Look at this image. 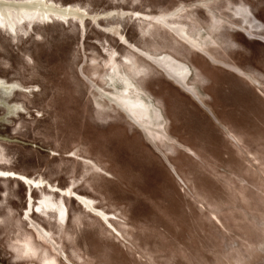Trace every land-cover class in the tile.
<instances>
[{
  "label": "rangeland",
  "instance_id": "obj_1",
  "mask_svg": "<svg viewBox=\"0 0 264 264\" xmlns=\"http://www.w3.org/2000/svg\"><path fill=\"white\" fill-rule=\"evenodd\" d=\"M0 264H264V0H0Z\"/></svg>",
  "mask_w": 264,
  "mask_h": 264
},
{
  "label": "bare ground",
  "instance_id": "obj_2",
  "mask_svg": "<svg viewBox=\"0 0 264 264\" xmlns=\"http://www.w3.org/2000/svg\"><path fill=\"white\" fill-rule=\"evenodd\" d=\"M27 4H31V5H34V4H36V1H30V2H27ZM49 4V6H52V7H56L58 10H60V11H62V12H64V13H68V12H70L71 10H73V7L72 6H67V7H61V6H59V5H56V4H54V3H52V2H49L48 3ZM35 7H36V5H35ZM2 13V12H1ZM8 19H9V17H8ZM160 63V62H159ZM170 67H168V68H170L172 71H176L177 69L175 68V67H173V66H171V65H169ZM174 66H176V65H174ZM179 70V69H178ZM183 71H181V69L179 70V72L178 73H182ZM177 80V79H176ZM132 89L130 88V86H128L127 84L124 86V88L122 89V95H124V97H123V100H125V99H135V98H133V97H131L132 95ZM125 104H127V107H131V108H133L132 106H131V103H130V101L128 102V101H126V102H124ZM160 129H163V128H161L160 127ZM24 180L26 181V182H30V180L29 179H27V178H24ZM32 181V180H31ZM32 183L33 184H37V183H35L34 181H32Z\"/></svg>",
  "mask_w": 264,
  "mask_h": 264
},
{
  "label": "water",
  "instance_id": "obj_3",
  "mask_svg": "<svg viewBox=\"0 0 264 264\" xmlns=\"http://www.w3.org/2000/svg\"><path fill=\"white\" fill-rule=\"evenodd\" d=\"M100 15H102V14H100ZM100 15L99 14H97L96 16H87V15H84V16H81V21L82 20H84L85 18H89V19H91L92 21H94V22H97L98 21V19L100 18ZM68 17H73L72 15H69V16H66V17H64L63 19H66V18H68ZM44 20V19H43ZM113 34V33H112ZM116 35V34H115ZM118 36V35H117ZM120 38V37H119ZM159 65H161V64H159ZM165 67V66H164ZM165 69V68H164ZM168 69V68H167ZM170 69H168V71H169ZM170 73H172L171 72V70L169 71ZM128 113L132 116V117H134V118H137V119H140V118H143V116H144V112L141 110V109H139L137 106H135V107H133V110H129L128 111Z\"/></svg>",
  "mask_w": 264,
  "mask_h": 264
}]
</instances>
